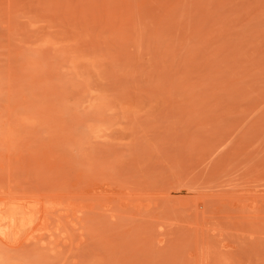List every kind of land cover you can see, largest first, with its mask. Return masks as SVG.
<instances>
[{"label": "rangeland", "instance_id": "obj_1", "mask_svg": "<svg viewBox=\"0 0 264 264\" xmlns=\"http://www.w3.org/2000/svg\"><path fill=\"white\" fill-rule=\"evenodd\" d=\"M0 225V264H264V0H0Z\"/></svg>", "mask_w": 264, "mask_h": 264}, {"label": "bare ground", "instance_id": "obj_2", "mask_svg": "<svg viewBox=\"0 0 264 264\" xmlns=\"http://www.w3.org/2000/svg\"><path fill=\"white\" fill-rule=\"evenodd\" d=\"M9 217V216H8ZM6 219V218H5ZM5 223V222H4ZM0 226H3V225H0ZM4 238V237H3Z\"/></svg>", "mask_w": 264, "mask_h": 264}]
</instances>
